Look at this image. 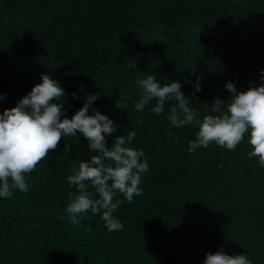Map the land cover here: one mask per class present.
<instances>
[{
	"label": "trees",
	"instance_id": "obj_1",
	"mask_svg": "<svg viewBox=\"0 0 264 264\" xmlns=\"http://www.w3.org/2000/svg\"><path fill=\"white\" fill-rule=\"evenodd\" d=\"M193 69L199 92L184 84ZM260 69L264 0H0V111L49 74L65 89L64 115L99 94L91 107L117 124L106 147L134 128L149 161L142 194L115 197L122 230L108 232L91 213L77 227L60 219L77 191L67 176L95 153L79 134L62 137L26 175L29 190L0 199V264H203L221 248L264 264V167L248 157L247 134L235 150L212 143L189 153L196 129L171 127L167 105L159 115L132 107L137 76L180 81L203 115L213 97L230 95L226 81L244 90L260 83ZM122 93L128 107L117 109Z\"/></svg>",
	"mask_w": 264,
	"mask_h": 264
},
{
	"label": "clouds",
	"instance_id": "obj_2",
	"mask_svg": "<svg viewBox=\"0 0 264 264\" xmlns=\"http://www.w3.org/2000/svg\"><path fill=\"white\" fill-rule=\"evenodd\" d=\"M190 75H195L194 69ZM200 79L198 75L195 79L186 77L184 84H191L194 91L199 92L202 90ZM259 80L255 86L249 81V87L240 91L232 82L226 81L224 88L230 95L223 101L213 97L211 106H206L205 114L201 115L181 90L180 81L173 79L162 84L152 72L137 76L134 81L139 94L132 107L142 112L151 105V112L159 115L165 113L167 105L165 118L171 127L191 125L196 129L194 138L188 141L189 153L212 143L235 150L247 134L248 157H256L264 167V69L259 70ZM82 87L79 85L78 89ZM70 94L73 99L78 98L77 91ZM98 95L86 93L82 105L69 118L64 115L62 105L65 89L49 74L42 73L40 81L14 106L0 111V199L11 198L14 189L27 192L26 175L44 160L49 150L56 148L62 137L76 138L79 134L86 139L88 151L95 154L80 159L67 176L68 184L77 191L69 193L65 206L67 216L62 215L60 219L79 227L89 213L99 214L108 232L123 229L122 222L114 216L122 201L115 197L119 193L131 202L142 194L140 185L149 170V161L144 150L132 144L137 135L134 128L126 135L115 136L106 147V136L116 130L117 124L91 107ZM3 99L5 96L0 93V100ZM115 107H128L125 93L121 94L118 103L115 102ZM142 122L140 117L137 123ZM168 134L174 143H179L178 136L171 131ZM70 145L65 143V153ZM87 230L91 231L90 226ZM203 264H252V261L246 253L229 255L221 248L206 253Z\"/></svg>",
	"mask_w": 264,
	"mask_h": 264
}]
</instances>
